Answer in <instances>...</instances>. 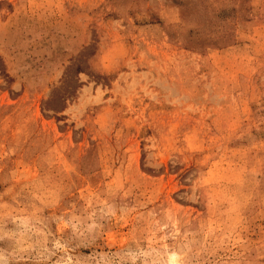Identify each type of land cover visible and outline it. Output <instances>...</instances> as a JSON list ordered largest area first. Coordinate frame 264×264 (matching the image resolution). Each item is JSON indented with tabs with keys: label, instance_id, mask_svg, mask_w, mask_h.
Here are the masks:
<instances>
[{
	"label": "rangeland",
	"instance_id": "rangeland-1",
	"mask_svg": "<svg viewBox=\"0 0 264 264\" xmlns=\"http://www.w3.org/2000/svg\"><path fill=\"white\" fill-rule=\"evenodd\" d=\"M0 264H264V0H0Z\"/></svg>",
	"mask_w": 264,
	"mask_h": 264
}]
</instances>
